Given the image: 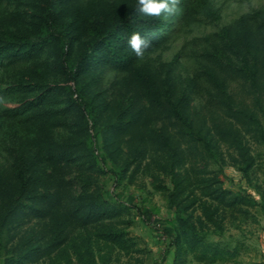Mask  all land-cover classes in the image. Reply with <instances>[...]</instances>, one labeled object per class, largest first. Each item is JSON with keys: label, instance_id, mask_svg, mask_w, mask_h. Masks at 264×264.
Segmentation results:
<instances>
[{"label": "rangeland", "instance_id": "374dc122", "mask_svg": "<svg viewBox=\"0 0 264 264\" xmlns=\"http://www.w3.org/2000/svg\"><path fill=\"white\" fill-rule=\"evenodd\" d=\"M54 1L72 61L93 24L111 27L136 2ZM198 1L191 31L79 75L96 139L58 40L0 56V216L19 191L17 162L36 196L7 222L0 264H264V141L252 119L264 121V0ZM44 14L45 0H0V45L5 33L40 34ZM170 102L202 139L182 132Z\"/></svg>", "mask_w": 264, "mask_h": 264}, {"label": "trees", "instance_id": "16d2710c", "mask_svg": "<svg viewBox=\"0 0 264 264\" xmlns=\"http://www.w3.org/2000/svg\"><path fill=\"white\" fill-rule=\"evenodd\" d=\"M180 9L181 11L179 14H174L170 17H165L163 14L159 17L148 16L139 11L138 0H136L130 12L120 17L111 27L105 29L100 24H93L91 27L93 38L78 53L77 58L72 61L68 56L67 47L69 44V37L64 28L55 23V1L45 0V14L39 28L40 34L13 36L14 34L12 33H5L9 38H6V43L0 45V56L13 60L19 55L31 54L36 47L39 48V45H43L50 39L58 40L60 45L59 60L61 71L64 73L67 79L66 82L69 83L70 87L74 88V90L76 89L78 92L75 99L90 135L96 139L95 123L93 120L95 112L94 105L91 100H88L83 95V92L78 91L77 80L79 75L91 67L96 66L99 61L110 63L111 65L124 66L138 58L127 43L128 38L133 32H139L142 36L151 41V46L145 49V52H148L165 46L167 43L178 38L180 30L184 33L189 32L192 30L193 26L201 22L199 15L202 9L199 8L198 0H180ZM245 22L246 17L242 16L240 19L234 21L225 32L227 33L230 31L234 24L237 23L243 26ZM12 37H15V39L11 40L10 38ZM259 70L263 71L261 67ZM259 101L261 102L262 99H259ZM169 105L177 123L181 125L182 132L193 136L196 134L202 139L200 135L201 130L195 129V125L197 124L196 119L185 115L182 110L173 103ZM28 108H30L28 110H31V107ZM262 109L264 112V108ZM252 117L253 124L259 129L261 139L264 141V121H261L255 116ZM205 145L206 149L210 150L207 142H205ZM249 167V165L243 167L245 176L249 175ZM17 169L16 179L19 184V191L13 194L11 203L4 209V212L1 213L0 245L3 243L5 226L9 219L21 210L34 207V202L32 201L36 196L31 194L30 191L31 177L29 175V169L27 165H22L20 162H17ZM216 191L224 198L231 194V191L222 185H219V189L215 190V192ZM53 197L54 195L51 194L38 198L40 200H49ZM251 201L253 205L258 204V201L254 198H252ZM144 215L146 216L148 214Z\"/></svg>", "mask_w": 264, "mask_h": 264}, {"label": "clouds", "instance_id": "9594fccd", "mask_svg": "<svg viewBox=\"0 0 264 264\" xmlns=\"http://www.w3.org/2000/svg\"><path fill=\"white\" fill-rule=\"evenodd\" d=\"M139 11L148 15L165 17L179 14L180 0H138ZM128 45L137 57H143L145 49L151 46V41L142 36L139 32H133L127 40Z\"/></svg>", "mask_w": 264, "mask_h": 264}, {"label": "built area", "instance_id": "2783aa9c", "mask_svg": "<svg viewBox=\"0 0 264 264\" xmlns=\"http://www.w3.org/2000/svg\"><path fill=\"white\" fill-rule=\"evenodd\" d=\"M159 226H160V224H159ZM162 237L166 238V236H165V235H162Z\"/></svg>", "mask_w": 264, "mask_h": 264}]
</instances>
